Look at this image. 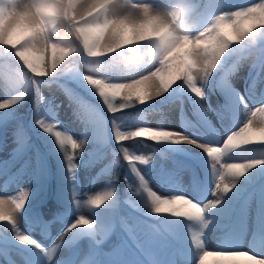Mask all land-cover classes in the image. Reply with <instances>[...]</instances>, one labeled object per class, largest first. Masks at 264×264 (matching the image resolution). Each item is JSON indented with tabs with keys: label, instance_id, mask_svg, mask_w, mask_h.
<instances>
[{
	"label": "rangeland",
	"instance_id": "obj_1",
	"mask_svg": "<svg viewBox=\"0 0 264 264\" xmlns=\"http://www.w3.org/2000/svg\"><path fill=\"white\" fill-rule=\"evenodd\" d=\"M131 2L152 4L155 9L168 12L185 8L182 21L195 34L219 12L246 7L261 0ZM27 35L28 29L21 24L11 30L9 39L13 44H18ZM51 36L59 40L55 32ZM69 42L78 43L74 36L69 37ZM233 45L240 50L247 47H251V50L233 60L219 73L221 66L237 50L230 48L225 53L221 65L204 84V99L194 96L183 82H177L167 92L148 100L156 102L127 107L116 113L109 111L98 92L84 77L100 76L110 82L125 83L142 75L154 64L144 65L132 72L115 65L122 56L132 55L134 49L142 52L149 45L129 46L117 53L95 58L102 62L97 65L83 61L86 55L81 48L75 55L66 57V62L55 72L46 76H33L14 51L0 46V102L23 94L19 102L0 109V197L10 198L19 195L22 189L30 190L28 201L15 220L19 230L43 246L40 249L21 243L15 238L12 225L0 221V264H15L17 261L16 264H33L36 257L44 260L42 263L38 261V264H46V250H50L56 241L57 244L61 243L59 248H62L61 241L68 236L65 230L80 214L88 219H96L101 227L95 234L78 233L74 252L60 264H198L200 257L203 264H244L243 258L248 256L227 254L237 251L264 257V165L251 169L239 179L221 205L206 211V219L211 223L203 228L198 221L174 216L166 218L167 214L153 213L133 165L124 158L122 151L126 148L130 155L150 157L147 164L136 162L135 167L158 195L172 196L176 193L185 196L189 192V198L193 201L200 198L195 202L202 205L216 198L215 176L209 172L203 176L197 166L198 175L196 167L194 170L192 164L191 169L190 164L185 162L196 163V148L190 143L175 146L146 137L117 142L115 137L116 128L131 132L140 127H152L180 132L196 141L199 140L196 138L198 131L202 132L199 136H212L215 133L208 145H222L230 133L245 123L251 110L264 105V72L259 71L260 61L264 59V30L257 29L244 42ZM54 55L57 53L49 49L48 61ZM29 56L33 58L32 53ZM228 69L235 70L233 73L236 72V75H228ZM235 81L238 82L237 88L230 93ZM259 84L262 85L257 89ZM256 89L260 98H250ZM127 91L121 90L120 94ZM226 95L228 103L237 102L233 106L242 111L237 121L223 112L221 100ZM162 109L168 113L174 111L176 120L166 118V114L159 117L156 112ZM216 115L218 119H213ZM40 119L49 123L58 122L57 130L72 135L78 143L86 140L83 148L76 150L74 180L63 150L55 137L39 126L37 121ZM215 119L218 122L221 120V123L216 125L213 123ZM261 121H264V113H258L253 124ZM248 135L255 140L251 130ZM248 159H264V144L242 146L224 156L228 163ZM129 185H132L131 189ZM111 189L115 190V196L105 205L78 208L74 202V192L83 203L89 196ZM240 194L244 197L239 198ZM121 198L135 208L144 205L146 211L142 210V215L135 214L125 201L120 203ZM64 202L68 208L62 212L61 204ZM118 202L121 226L118 227L117 222L114 230L111 213ZM155 215L159 216L160 221L155 220ZM37 218L40 223H37ZM230 225L231 232L225 234V229H229ZM39 226V232L44 234L41 237L34 234ZM200 231L204 241L202 250L196 248L191 239ZM111 233L113 237H110ZM15 245L21 246L19 249L24 253L17 251ZM38 253L41 256H37Z\"/></svg>",
	"mask_w": 264,
	"mask_h": 264
},
{
	"label": "clouds",
	"instance_id": "obj_2",
	"mask_svg": "<svg viewBox=\"0 0 264 264\" xmlns=\"http://www.w3.org/2000/svg\"><path fill=\"white\" fill-rule=\"evenodd\" d=\"M31 0H0V36L8 35L19 21L29 14L31 9H25ZM106 0H99L97 9H102ZM146 6H153L146 4ZM50 10L49 8L37 7L34 11L40 12ZM166 12V11H165ZM112 23H115L113 21ZM109 23L85 24L78 31L82 36L83 52L87 57L98 58L110 53H117L125 49V45L146 44L149 47L142 52L133 50L130 56H122L116 61L117 67L125 71H135L138 68L154 64L150 70L138 75L125 83H111L100 76H85V80L97 90L108 107L115 111L116 107H123V104L113 105V101L126 100L137 103L146 102L143 96L121 95V90L130 86H142L152 83L153 87L146 95L154 98L158 96V91L163 89L166 92L178 80H185L192 83L193 77L203 79V71L207 70L209 78L212 71L217 68L221 58L229 51L233 44L244 42L252 36L255 31L264 30V0L259 3H252L246 7H239L231 11H222L216 14L202 30L193 34L190 26L181 20L169 22L166 19L159 21L157 32L152 36H142L139 33H131L125 39L109 41L106 37L109 33ZM31 36H25L20 44L27 45ZM107 49V51H105ZM71 51H76L72 49ZM61 53L66 57L68 51L61 49ZM29 53L33 54L30 58ZM21 59L31 70V72L44 75L47 72V52L35 48L25 47L20 53ZM57 58H60L59 56ZM91 66V65H90ZM183 70L178 76L174 73L179 67ZM193 70H196L193 73ZM194 92L200 93V88L192 85ZM160 95L163 92L159 93ZM251 129L249 124L241 127L237 132L232 133L225 141L224 148H212L209 155L219 159L221 153L231 152L241 148L243 145L252 143L248 133ZM52 131L51 128L47 129ZM140 132L148 133L151 139H172V134L168 132H158L153 128H142ZM261 137H264V128L257 130ZM56 140L61 145L76 147L70 136H64L60 132H54ZM264 142V141H261ZM264 162L259 159L242 160L235 163L221 165L223 169L219 175L220 183L217 189L223 188L229 191L234 184L233 177H242L255 165ZM29 189H22L16 201V207L22 210L26 203ZM143 192L146 193L147 202L151 205L153 213L167 214L174 217H183L191 221H198L203 228L211 223V220L202 219L209 208V201L205 205L196 203L191 198L184 195L161 196L151 187L145 186ZM169 204L171 207L165 213L160 212L161 205ZM19 214V213H18ZM17 214V215H18ZM27 239V238H25ZM249 260L255 264H264V259L251 253H246ZM200 264V261H198Z\"/></svg>",
	"mask_w": 264,
	"mask_h": 264
},
{
	"label": "snow or ice",
	"instance_id": "obj_3",
	"mask_svg": "<svg viewBox=\"0 0 264 264\" xmlns=\"http://www.w3.org/2000/svg\"><path fill=\"white\" fill-rule=\"evenodd\" d=\"M98 2L99 0H31V3L25 6L26 10L31 9V11H29V14L23 17L17 24V25L23 24L28 29L27 36H31L29 43L23 46L20 44V42L18 44H13L12 40L9 39V36L11 33L10 32L6 36H0V46H3L7 49L14 51L15 56L18 57L19 60L22 61V63L26 67L27 65L24 63L23 59H21V56L19 54L21 51H24L25 47L35 48L41 51H45L47 53L49 52V49H51L52 52L57 53V55H54L52 59L48 61L46 74L39 75V74L33 73L27 67V69L33 74V76H46V75H49L55 72L56 69L58 68L57 67L58 64L61 61L65 60L66 57H71L75 55L81 48L83 50L82 36L80 35L78 30L84 27L85 24L109 23L110 25L109 33L107 34L106 38L111 42L116 39H125L131 33H139L142 36H152L157 32L158 27H159V21L161 19H166L169 22L179 21L182 19L183 13L185 11V8H175L171 12H168V11L165 12V11L155 9L153 6H146L147 3L133 4L131 0H106L104 7L102 9H97L96 5L98 4ZM37 7L49 8L50 10L36 12L34 10ZM113 21H115V23H112ZM53 32L56 33V37H59V40L51 36V33ZM70 36H74L75 41H77L78 43L69 42ZM132 45H137V44H132ZM132 45L126 44L125 48L132 46ZM61 49L68 51V55L66 57L63 55V53L60 52ZM72 49H75L76 51H71ZM105 51H107V49ZM58 56L60 58H57ZM223 57L221 58V61L218 64V66L221 65ZM217 68L212 71V74L217 70ZM182 70H183V67L182 66L179 67L174 73V75L178 76ZM195 71L196 70H193V73ZM259 71L264 72V59L260 61ZM208 79H209L208 72L207 70H204L203 79H198L194 76L191 84L186 82L185 80H178L177 82H183L194 96H196L199 99H204V97L206 96V92L204 90V84L207 83ZM111 83H115V82H111ZM176 83H174L173 85H175ZM193 84L196 87L200 88V93L194 92L192 90ZM172 86L170 88H172ZM152 87H153V84L151 82L148 84L142 85V86H130L129 88H127L128 91L124 95L143 96L145 101H148V100H151L152 97L146 95V93L150 91ZM160 92L165 93L163 89H160L158 91V96L160 95L159 94ZM37 97L39 101L40 94H39L38 88H37ZM22 99H23V94L17 95L13 99L0 102V109L10 107L11 105L19 102ZM112 103L114 106L118 104L124 105L123 107H116V110L113 111L108 107V104L105 103L110 112L116 113L120 111L121 109L134 105L137 102L134 100L133 101L119 100V101H113ZM258 113H264V105L256 107L255 110H251L247 120L241 127H243L246 124H249L252 128L254 118L257 116ZM37 123L39 124L41 128L44 129V131L51 134L52 136L55 137L54 132H60L64 136H70L71 139L75 142L76 147L72 148L69 145H61L56 140L57 144L60 146V148L63 150L65 154L68 170L72 174V179L74 180L75 170L77 167V164L75 163L76 158H77L76 150L78 148L82 149L83 145L86 143V140H80L78 143L77 140L72 135L64 131L57 130L58 122L49 123L43 119H40L37 121ZM241 127L233 131L232 133L237 132ZM49 128H51L52 131H48L47 129ZM142 128H152V127H140L131 132H124V131H121L119 128H116L115 137H116L117 142H123L129 138H135V137L150 138L148 133L139 131V129H142ZM261 128H264V121L260 122V127H258L256 130L261 129ZM153 129H155L158 132H168L172 134V139H169V140L150 138L151 140L156 141V142H166V143H172V144H179V143H184V142L198 143L197 141L190 139L189 137L185 136L184 134L180 132L163 129V128H153ZM232 133H230L228 137ZM250 139L252 143H249V144H264V142H261V141H264V137L260 136L258 139H255V140L250 137ZM225 141L222 145H200L201 147L205 149L208 157L212 161V169H213V173L215 176L214 196L216 198L210 202L209 208H215L218 205H221L224 202L227 194L230 193L233 190V188H235L236 184L241 178V177H233L232 179L234 180V184L230 187L229 191L227 192H225L222 187L217 189V184L220 183L219 175H220V172L223 170L221 168V165L228 163V162H225L224 160V156L228 152L221 153L219 159H217L215 157L210 156L209 151L212 148H224ZM243 146H246V145H243ZM122 151L124 154V158L127 159L133 165V171L138 176L142 189H144V187L147 186L148 182L140 174L139 169L135 167V164L136 162L147 164L150 160V157H146L143 155H136V156L130 155L126 148L122 149ZM259 160L264 161V159H259ZM258 165H264V162H261L255 165L253 168L257 167ZM251 169H249L246 172V174ZM129 188L131 189L132 185H129ZM28 192L29 194L27 196L26 203L28 201V197L31 194L30 190H28ZM19 195L13 196L10 198L0 197V221L12 225L13 229L15 230V238L21 243L43 249V246L38 241H36L30 235L23 233L17 227L15 216L18 213H20L26 205L25 203L22 210L17 209L16 201ZM114 196H115V190L111 189V190H107L102 193L91 195L88 197L86 201L82 203L79 199L76 198V193L75 192L73 193L74 202L76 203L78 208H82L85 205L93 206V207H96L102 204L105 205V202L109 201ZM170 207L171 205L169 204L161 205L160 212L165 213L169 210ZM202 219L206 221V216L203 217ZM100 227L101 225L97 222L96 219L94 218L88 219L85 217L84 214H80L77 217V219L65 231L67 233V232L73 231L74 229H79L83 232L95 234L97 232V229ZM202 236H203V233L200 231L198 234H194L191 238L196 248L200 250L203 249V243H204ZM59 246H60L59 244H56L50 250H46V254L49 260L52 259V257L56 253ZM246 253H249V252L237 251V252H228L227 254L246 256ZM204 255H207V253H204ZM259 258L264 259V257H259ZM199 261H200V264H203L202 257H200Z\"/></svg>",
	"mask_w": 264,
	"mask_h": 264
},
{
	"label": "bare ground",
	"instance_id": "obj_4",
	"mask_svg": "<svg viewBox=\"0 0 264 264\" xmlns=\"http://www.w3.org/2000/svg\"><path fill=\"white\" fill-rule=\"evenodd\" d=\"M140 45H143V44H137V45H132V46H140ZM66 58H65V60H63V61H61L59 64H58V66L57 67H59V66H61L62 64H64L65 62H66ZM235 70H233V72H234ZM232 72V73H233ZM238 83V82H237ZM237 83H236V81L234 82V84L231 86V92L230 93H232L233 92V90H236V88H237ZM253 83V82H252ZM224 98H222V106H223V108H224V110H223V112L226 114V116L228 115L229 117H230V119H232L233 121H237L238 119H239V116H240V114H241V110H240V108H238L237 106H233V105H235V104H237V102L236 103H234V104H230V103H228L229 101V99L228 100H226V97H228V95H226V96H223ZM153 102H156V100H154V101H146V102H144V103H138V104H134V105H132V106H137V105H141V104H150V103H153ZM245 105V104H244ZM146 106V105H145ZM129 107H131V106H129ZM234 107V108H233ZM245 114H247V113H245ZM202 118H204V115H202ZM213 119L214 118H216V119H218V115H216V116H214V117H212ZM214 120L213 121V123H215L216 125H218V124H220L221 123V120H219V122L217 121V120ZM205 121V120H204ZM201 124H202V122H201ZM200 124V125H201ZM208 127V126H207ZM258 127H260V123L259 122H255L253 125H252V128L250 129L251 130V133H252V137H254L255 139H258L259 137H260V133L256 130ZM201 130H203V129H201ZM96 131V130H95ZM98 131V130H97ZM96 131V132H97ZM206 132H207V130H206ZM214 132V131H213ZM199 134H202V132H200V131H198L197 132V134H196V138L198 137V143H190V145H192L193 146V148H196L195 150H196V152L194 153V156L196 155V157H197V159H196V164H197V166L200 168V170H201V172H202V174H203V176L205 175L206 176V174L209 172V173H212V174H214L213 173V169H212V161H211V159L208 157V155H207V153H206V151H205V149L203 148V147H201L200 145H208V143L207 142H209L210 140H211V138L213 137V135H215V133H213L212 134V136H209L208 134H206V133H204V134H206V136H199ZM217 134V133H216ZM211 135V134H210ZM218 140H219V138H218ZM196 141V140H195ZM184 143H187V142H184ZM172 144V143H171ZM173 145H175V146H179L178 144H173ZM211 145V144H210ZM220 145V144H219ZM194 150V149H193ZM186 151H188V150H186ZM205 166H207V169L205 170ZM209 166H210V168H209ZM213 177V176H212ZM58 189V188H57ZM178 190V189H177ZM235 190V189H234ZM55 191V190H54ZM107 191V190H106ZM98 193V192H97ZM181 193H184V192H181ZM185 194V193H184ZM174 195H179V194H174ZM183 195V194H182ZM192 195V194H191ZM185 196L186 197H189V192H188V194L186 195L185 194ZM201 199L200 198H198V199H196L195 201H200ZM206 201V200H205ZM66 202V201H65ZM65 202H64V204H63V209L64 208H68L67 207V204H65ZM202 202V201H201ZM208 202H209V200H208ZM208 202H206V203H204V204H202V206L203 205H205V204H207ZM219 206V205H218ZM71 210V209H70ZM65 214V213H64ZM66 220V219H65ZM64 221V220H63ZM51 228V227H50ZM69 228V227H68ZM67 228V229H68ZM44 231V230H43ZM50 231V230H49ZM54 232V231H53ZM78 233H82V231L81 230H79V229H74L73 231H70L69 233L67 232L66 234H68V236H65L64 234H62V235H64L63 237L65 238H63V242H62V248L60 249H57V251H56V253L54 254V256L52 257V259L51 260H49V258H48V260L46 259V264H60V262H62L68 255H69V253L72 251V249H73V247H74V241H75V239L77 238V234ZM44 238V237H43ZM53 238V237H52ZM15 242V241H14ZM58 243V241H56L55 242V244H53V246L54 245H56ZM18 244H19V242H18ZM12 245V244H11ZM59 245H61V243H59ZM15 246H17L18 248L20 247L21 248V246H18V245H15ZM25 246V245H24ZM52 246V247H53ZM13 247V246H12ZM16 247V248H17ZM51 247V248H52ZM28 248V247H27ZM30 248V247H29ZM30 250V249H29ZM28 250V251H29ZM31 250H34V248H32ZM43 251V250H42ZM41 254V253H40ZM43 254V253H42ZM37 256H41V255H39V253L38 254H36ZM235 256V255H234ZM232 257V256H231ZM37 259L33 262V264H38V261L39 262H43L44 260L43 259H39L38 257H36ZM41 258V257H40ZM42 258H43V256H42ZM236 258V257H235ZM43 260V261H42ZM227 261H229V260H227ZM243 261H244V264H255V262L254 261H251V260H249V258H246V259H244L243 258ZM18 262V261H17ZM63 263V262H62Z\"/></svg>",
	"mask_w": 264,
	"mask_h": 264
},
{
	"label": "trees",
	"instance_id": "obj_5",
	"mask_svg": "<svg viewBox=\"0 0 264 264\" xmlns=\"http://www.w3.org/2000/svg\"><path fill=\"white\" fill-rule=\"evenodd\" d=\"M231 49H233V50H237V52L233 55V56H231L228 60H227V62L224 64V65H226L235 55H239V54H241L244 50H240L239 48H237L236 46H232L231 47ZM247 49H251V47H247ZM246 49V50H247ZM223 65V66H224ZM222 67V66H221ZM122 200V201H121ZM120 201L121 202H123V201H125V204H128L131 208H132V210L133 211H135L138 215H142V214H144L143 212H142V210L143 211H146L145 210V207H144V205H142V204H140V205H138L136 208L135 207H133L131 204H129L128 202H126V200L125 199H120ZM118 206V205H117ZM134 212V213H135ZM121 216V211H118L117 213L116 212H112L111 213V217H112V219L114 220V222H115V220H117L119 217Z\"/></svg>",
	"mask_w": 264,
	"mask_h": 264
}]
</instances>
